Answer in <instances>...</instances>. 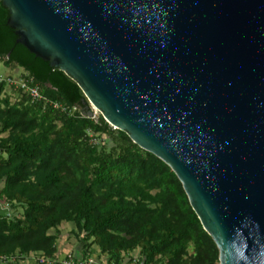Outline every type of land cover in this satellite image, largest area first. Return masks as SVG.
Masks as SVG:
<instances>
[{"label":"water","instance_id":"water-1","mask_svg":"<svg viewBox=\"0 0 264 264\" xmlns=\"http://www.w3.org/2000/svg\"><path fill=\"white\" fill-rule=\"evenodd\" d=\"M0 1L87 116L173 171L218 264H264V0Z\"/></svg>","mask_w":264,"mask_h":264},{"label":"trees","instance_id":"trees-1","mask_svg":"<svg viewBox=\"0 0 264 264\" xmlns=\"http://www.w3.org/2000/svg\"><path fill=\"white\" fill-rule=\"evenodd\" d=\"M7 16L0 1V59L48 101H11L0 83V200L11 210L0 214V255L57 264L59 226L69 222L80 249L95 245L114 264L135 249L140 264H218L168 165L99 112L87 116L76 82L16 42Z\"/></svg>","mask_w":264,"mask_h":264},{"label":"built area","instance_id":"built-area-1","mask_svg":"<svg viewBox=\"0 0 264 264\" xmlns=\"http://www.w3.org/2000/svg\"><path fill=\"white\" fill-rule=\"evenodd\" d=\"M0 83L4 85L5 92H1L2 94L7 93L10 97L9 99L11 101L13 100H20V95L25 96L29 102H35V101H45L47 102L42 94L39 92L36 84L32 83L31 78H22L17 77L13 78L12 76L6 75L1 76L0 75ZM52 106L56 107L58 106L57 103H51ZM92 115L91 117H95V115L98 113L97 110H95L92 107ZM113 128V127H112ZM94 142L97 141L96 138H92ZM6 216H8L9 210L8 208L4 209L3 212ZM7 256L0 255V260L7 259ZM140 254L137 249L129 251L127 253H124L122 255V258L119 262V264H140ZM38 263H48V264H54L53 261L39 257L37 258ZM57 264H114L112 260L108 259L106 255L99 254L98 252L96 254H91L90 251L87 252L85 250H82L78 248L76 251H66L61 255V257L58 258L56 261Z\"/></svg>","mask_w":264,"mask_h":264},{"label":"rangeland","instance_id":"rangeland-1","mask_svg":"<svg viewBox=\"0 0 264 264\" xmlns=\"http://www.w3.org/2000/svg\"><path fill=\"white\" fill-rule=\"evenodd\" d=\"M21 68L20 67H14L11 68L9 66H6L0 59V75L1 76H12L13 78L20 77ZM1 185V183H0ZM72 227V224L69 222H64L59 226L60 230V237L57 240L58 242L61 241V251L65 253L66 251H76L79 248V243L74 238V236L70 233V229ZM91 254L97 253V247L93 245L90 250Z\"/></svg>","mask_w":264,"mask_h":264},{"label":"crops","instance_id":"crops-1","mask_svg":"<svg viewBox=\"0 0 264 264\" xmlns=\"http://www.w3.org/2000/svg\"><path fill=\"white\" fill-rule=\"evenodd\" d=\"M8 208L9 213L11 214V210L9 209L10 206L8 204H5L0 200V214L4 212V209ZM61 241L58 242V258L61 257L63 254V251H61ZM40 255L37 253H29L27 256L15 258V257H8L5 260H0V264H48V263H38L37 258H39Z\"/></svg>","mask_w":264,"mask_h":264}]
</instances>
